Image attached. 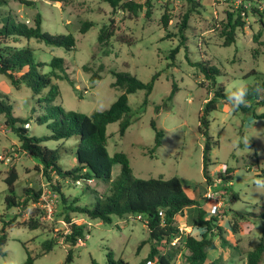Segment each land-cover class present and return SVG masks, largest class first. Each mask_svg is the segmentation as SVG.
Returning <instances> with one entry per match:
<instances>
[{
  "label": "rangeland",
  "instance_id": "1",
  "mask_svg": "<svg viewBox=\"0 0 264 264\" xmlns=\"http://www.w3.org/2000/svg\"><path fill=\"white\" fill-rule=\"evenodd\" d=\"M24 1L33 2L34 5L28 6ZM137 1L143 7L132 14L129 11H114L100 0H66L62 3L7 0L3 11H10L18 20L30 25L33 18L40 14L44 31L50 34L70 33L76 40L75 48L71 51L46 46L34 39L28 42L21 40L18 44L8 40V43L18 47L27 44L35 50V57L41 62L48 63L53 57L64 59L66 73L74 87L65 80H53L60 90V96L53 104L61 107L64 112L89 115L94 111L108 109L121 93L111 87L114 81L111 72H128L144 83L158 72L160 76L154 83L144 109H140L143 91L128 96V105L138 119L128 127L125 134L122 137L118 135V123L107 126L106 149L110 156L124 153L132 174L137 178L177 176L186 193L197 198L200 194L199 201L206 216H219V224L231 244L230 247L222 248L215 238L216 248L208 253L204 264H244L246 252L256 247L264 236V221L249 216L240 222V232L233 234L230 229L233 214L230 210L253 214L260 212L264 204V188L256 186L257 180L264 179V119H253L250 114L233 110L229 101H219L217 109L208 116L209 136L217 142L210 151L212 164L208 167V185L202 173L204 138L198 126L201 110L213 91L207 89L208 83L203 75L187 63L183 48L175 56L173 66H168L171 63L168 55L178 45L181 20L188 16L185 35L188 38L186 44L190 60H208L211 66L217 68L220 76L216 78V84L222 85L229 95V88L234 82H243L247 86L255 83V76H247L250 71L264 75V33L257 42L253 41L252 37L258 33L260 25L257 16L248 13L243 19L244 27L235 32V42L224 47L222 30L228 18L227 13L237 10L235 4L224 0ZM146 2L149 7L145 5ZM164 14L170 17L166 29L162 24ZM111 20L115 29L114 36L105 45H99V29L109 25ZM232 20H235V16ZM84 21L93 22V27L81 34L79 28ZM84 65L90 72L82 69ZM100 66L102 70L98 74L101 78L90 83V74L97 72ZM49 70V67L44 68V71ZM172 82L176 83L178 91L168 108L157 113L155 107L161 105L169 95ZM0 91L8 96L14 114L25 117L36 104L28 88L23 86L16 90L3 75H0ZM256 112L264 113V106L256 108ZM152 120L163 132V136L160 147L150 158L148 151L155 137L150 126ZM25 128L30 135H40L47 131L44 125L32 121ZM245 136L249 137L246 145L242 141ZM75 142L71 138L64 141V145L71 147ZM44 145L52 149L56 144L47 142ZM18 146L16 136L4 124V116L0 115V229L3 220L14 221L6 228L3 246L5 256L0 257V264H23L27 257L25 249L36 257L34 264H64L68 245L62 241L61 236L68 232V225L63 219L62 206L42 174L39 162L20 152ZM61 162L65 168L72 165L69 157H65L64 161L61 159ZM12 167L18 175L15 183L16 200L21 201L24 189H29L42 193L37 203L28 201L23 208L5 207L7 186L4 179ZM226 169L232 171L226 173ZM119 170L118 165L114 166L112 177ZM224 174L231 175L232 179L222 180L219 175ZM49 176L53 184H61L62 191L69 198L78 196L80 203L86 205L93 202L91 195L81 193L83 182L73 184L56 178L52 173ZM89 184L99 192L106 188L104 183ZM232 194H238L236 202H233ZM30 217L39 221V228L32 230L17 226V223L26 222ZM195 217L194 207L185 209L176 217V225L183 237L191 235L200 238L205 232L193 225ZM71 218L72 222L83 226L87 232L85 239L73 248L71 264H91L92 260L106 264L109 251L115 259L122 258L129 264H141L150 251L151 243L143 218L133 215L113 217L111 224L89 220L83 215L75 214ZM52 238L58 242L57 245L42 255L43 243ZM184 256L181 251L172 264H188ZM152 264H157V261ZM260 264H264V255Z\"/></svg>",
  "mask_w": 264,
  "mask_h": 264
},
{
  "label": "trees",
  "instance_id": "2",
  "mask_svg": "<svg viewBox=\"0 0 264 264\" xmlns=\"http://www.w3.org/2000/svg\"><path fill=\"white\" fill-rule=\"evenodd\" d=\"M53 3H62L66 0H48ZM109 5L112 10L129 11L132 14L143 7L142 3L137 0H100ZM193 1V0H189ZM233 4L234 0H224ZM237 10L227 13V21L222 30L223 46L228 47L235 42V32L237 29L244 27V17L248 13L257 16L260 25L258 33L253 35V41L257 42L259 37L264 33V0H243ZM28 6H33V2H23ZM245 7V5H247ZM7 5V0H0V75L8 79L11 86L16 90L26 87L31 91L32 97L35 98L36 104L30 109L29 115L20 116L13 113V107L10 104L7 95L0 91V115L4 116V124L10 128L16 136L22 153H26L41 165V172L50 183L55 195L58 197L63 210L64 222L68 225V232L61 236L62 241L68 245L66 259L64 264H71L73 261V248L78 242L85 239L84 227L72 222V215H83L89 220H98L102 224H111L113 217L122 218L133 215L143 218L142 221L148 230V240L151 243L150 251L141 264L156 263L172 264L177 254L184 252V257L188 264H204L208 259V253L215 250V238L218 239L222 248L230 247L231 244L225 238V230L219 224V216H206V211L196 196H190L186 193L184 185L177 176L170 178H137L132 174L130 163L127 156L122 153L109 155L106 144V128L112 123H118V135L122 137L128 127L138 118L134 116L128 105V96L137 91L144 92V98L140 109H144L148 102V97L153 90L154 83L160 74L157 72L152 75L150 81L144 83L136 76L128 72L117 71L111 72L114 81L111 87L121 91L117 99L103 111H94L91 114H82L73 111L64 112L63 109L53 102L59 98L60 90L58 85L53 82L56 80H65L74 87L73 81L68 77L65 61L62 58L53 57L48 63L41 62L35 57V50L27 44L18 47L10 45L8 40L18 44L21 40L28 42L36 40L46 46L63 48L65 51H71L75 48L76 40L70 33L67 34H50L42 28V16L37 14L31 24L28 25L16 18L10 11H3ZM149 7V3H145ZM149 12H147V16ZM235 16V20H232ZM170 21L167 14L162 16V24L166 29ZM233 21V22H232ZM188 16L181 20L178 37L179 42L168 55L173 66L175 56L180 49L185 50V59L187 63L195 67L208 83V90L213 91V95L205 102L200 116L198 131L204 138V147L202 152V173L206 183L210 184L208 176V167L212 164L210 151L217 142L209 136V119L211 112L217 109L219 101L228 102V94L225 93L222 85L216 84V78L220 76V71L211 66L208 60L191 61L188 56V38L185 35L187 29ZM113 21L109 25L99 29L97 42L99 45L106 44L114 36L115 29ZM93 27V22L84 21L79 28L81 34H85ZM106 53V52H105ZM109 55V54H106ZM255 56V55H254ZM49 67V71H44ZM82 69L90 72L84 65ZM102 66L97 72H92L89 77L90 83L99 80ZM255 76L256 81L253 85L248 86L249 95L247 105L241 106L240 111L243 114H250L253 119H264V113L256 112V108L264 106V75L250 71L247 76ZM203 85V84H202ZM202 87V86H201ZM178 91L175 82H172L169 95L163 100L161 105L155 107L158 113L161 109L168 108V104ZM30 121L37 125H44L46 132L40 135H30L26 125ZM151 128L155 132L152 146L149 149L148 156L151 158L153 152L160 147L163 132L156 127L155 121L150 122ZM74 138V146L66 147L64 141ZM47 142L55 143L54 148L47 147ZM66 154V155H62ZM70 155H69V154ZM69 157L72 165L65 168L61 159ZM120 167L119 173L112 177L114 166ZM232 170L226 169L227 172ZM54 174L56 178L68 180L73 184L83 182L81 188L82 194H89L93 197L91 204H82L78 196L69 198L62 191L61 184L52 183L49 174ZM222 180H231V175L224 174ZM18 179L15 168L8 170L4 182L7 186V195L4 198L5 207L23 208L28 201L37 203L42 193L33 190L24 189V198L16 200L15 183ZM104 183L106 188L99 192L89 184ZM233 202L239 199L238 194H232ZM194 207L196 217L194 226L204 229L200 238L188 235L183 237L182 232L176 225V217L181 215L187 208ZM258 213H248L246 211H233L230 221V229L233 234L240 232V222L252 216L259 221H264V204L260 207ZM71 215V216H70ZM1 220V219H0ZM14 221H4L0 229V257L5 256L3 246L6 241V228ZM17 226L27 227L28 229H37L40 223L37 219L30 217L26 222L17 223ZM179 238L181 245L175 247L172 245L174 239ZM55 239L47 240L42 245V255L50 252L57 245ZM140 247V246H139ZM168 247V250L166 248ZM236 248V247H233ZM27 257L23 264H34L36 257L30 255L25 249ZM264 255V236L261 237L258 245L248 250L245 255L244 264H260ZM156 257V258H155ZM157 259V260H156ZM91 264H98L94 260ZM106 264H129L122 258L115 259L113 253L109 251L106 256Z\"/></svg>",
  "mask_w": 264,
  "mask_h": 264
},
{
  "label": "clouds",
  "instance_id": "3",
  "mask_svg": "<svg viewBox=\"0 0 264 264\" xmlns=\"http://www.w3.org/2000/svg\"><path fill=\"white\" fill-rule=\"evenodd\" d=\"M249 95V88L243 82H234L229 88V95L227 97L233 110L240 109L241 106L247 105V98ZM243 143L246 145L249 141V137L242 138ZM256 186L258 188H264V179L257 180Z\"/></svg>",
  "mask_w": 264,
  "mask_h": 264
},
{
  "label": "built area",
  "instance_id": "4",
  "mask_svg": "<svg viewBox=\"0 0 264 264\" xmlns=\"http://www.w3.org/2000/svg\"><path fill=\"white\" fill-rule=\"evenodd\" d=\"M243 2H244L243 0H234L233 4H235L236 6H239ZM246 6H248V4L245 5V7ZM76 183L79 184V182H76ZM206 197H207V195H205V198ZM172 245L175 246V247L180 246L181 245L180 239L179 238L174 239L173 242H172ZM148 264H151V263H148Z\"/></svg>",
  "mask_w": 264,
  "mask_h": 264
}]
</instances>
